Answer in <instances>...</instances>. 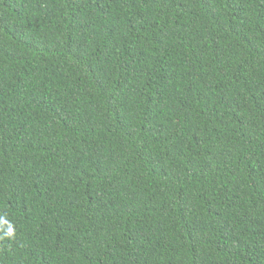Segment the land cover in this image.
Segmentation results:
<instances>
[{
  "label": "trees",
  "instance_id": "obj_1",
  "mask_svg": "<svg viewBox=\"0 0 264 264\" xmlns=\"http://www.w3.org/2000/svg\"><path fill=\"white\" fill-rule=\"evenodd\" d=\"M0 264H264V0H0Z\"/></svg>",
  "mask_w": 264,
  "mask_h": 264
}]
</instances>
